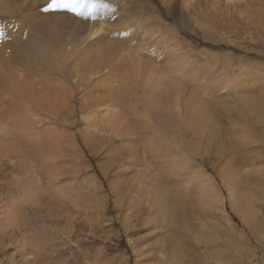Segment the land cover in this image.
<instances>
[{
    "label": "rangeland",
    "instance_id": "rangeland-1",
    "mask_svg": "<svg viewBox=\"0 0 264 264\" xmlns=\"http://www.w3.org/2000/svg\"><path fill=\"white\" fill-rule=\"evenodd\" d=\"M117 1V12L141 22L128 42L132 54L153 47L167 67L181 59L180 70L165 75L176 81L182 110L168 120L167 132L191 142L181 158L210 177L221 205L197 200V185L186 183L191 168L177 176L160 168L167 159L146 149L151 130H141L138 120L131 117L129 142L113 137L98 112L103 107L90 101L121 92L119 75L104 71L79 85L69 70L72 54L62 65L65 78L55 74L46 101L31 103L34 112L19 121L21 128L7 122L10 141L0 154V264H264V20L257 13L264 14V5ZM34 2L41 8L46 0ZM190 98L218 110L212 127L218 135L209 138L207 127L185 135ZM256 98L263 105L254 111L248 103ZM228 175L237 182L233 202L223 183ZM158 180L174 198L170 221L165 201L149 194ZM245 205L250 221L239 214ZM12 212L18 213L15 222Z\"/></svg>",
    "mask_w": 264,
    "mask_h": 264
},
{
    "label": "bare ground",
    "instance_id": "bare-ground-1",
    "mask_svg": "<svg viewBox=\"0 0 264 264\" xmlns=\"http://www.w3.org/2000/svg\"><path fill=\"white\" fill-rule=\"evenodd\" d=\"M217 1L219 0H213L212 3ZM224 1L229 3L235 0ZM103 2L107 7L98 8L93 15L86 16L69 10H57L45 14L42 12V7L33 8L36 4L34 0H0V29L4 32L3 37L0 38V154L6 151L10 141L7 135L9 132L5 130L8 120L10 122L13 120L14 126L18 127L19 121L25 120L24 117L34 112L30 106L32 102L42 104L46 101L47 90L52 85L55 74L64 75L57 78L59 81L65 78L66 73L62 65L67 58L71 57L70 55L74 54L69 70L79 85L88 86L92 76L105 72L111 77H114V72L119 75L116 80L121 92L119 90L116 95L107 93L105 102H103L104 99L100 100L103 97L99 99L98 96L99 101L92 99L90 101L91 105L96 103V106L103 107L98 112L106 121L113 137L129 142V136L134 130L131 127L132 118H134L133 123L138 120L141 130L149 128L151 130H149L151 136L148 135L145 141L146 149L156 152L155 156L160 155L158 157L162 156L165 160L167 159V167H163L165 162L161 160L158 164L160 168L175 176L182 169L191 168L190 175L187 173L190 177L186 183L189 184L192 181L195 186L197 185L199 193L197 200L209 207L212 204L220 207L219 192L210 177L208 178L201 170L195 169L190 162L188 163L189 158L188 161L181 158L186 149H192L191 142L183 136L181 138L184 140L181 142L178 131V133L167 132L168 120L170 121L175 116L180 118L181 109L177 103L176 81H171L168 75H165L167 71H179L181 59L178 58V62L167 67L162 56L153 47L141 55L132 54L128 42L133 39L136 30L141 29V22L139 19L125 16L124 10L117 12L119 8L116 6L119 3L117 0H103ZM259 2L264 5V0H259L258 4ZM257 13L264 20V14L260 11ZM104 30L107 33L103 37L95 42H89V39ZM167 59L170 60V58ZM45 87L44 92L42 88ZM137 87L140 92L137 91ZM67 88L68 86L64 91ZM85 94L87 93L82 94L83 102ZM188 103L191 105L189 104L186 110L185 125L182 123L181 128L185 135L201 134L206 127L209 128V138L218 135L219 130L212 129L218 119V110L216 112L215 107H210L205 101H196V99L193 101L190 98ZM248 105L256 111L260 110L263 104L260 98H256L254 101H249ZM33 134L31 136L29 133L31 138L37 136L36 133ZM92 134L94 135V132ZM93 135L86 134L84 137L89 139ZM235 181L229 175L223 180L231 200L235 197L232 192L234 185H237ZM155 183L152 190L149 189V194L152 197H160L162 203L165 201L166 214L170 221L174 216V198L167 191V184L161 183L160 180ZM245 202L248 206L250 205L247 203V198ZM247 205L244 209L242 207L239 214L243 220L250 221L253 215L248 212ZM235 207L240 210L237 201ZM16 213H11L14 222L17 219L18 213ZM11 216L8 217L11 218ZM214 264L220 263L214 261Z\"/></svg>",
    "mask_w": 264,
    "mask_h": 264
},
{
    "label": "snow or ice",
    "instance_id": "snow-or-ice-1",
    "mask_svg": "<svg viewBox=\"0 0 264 264\" xmlns=\"http://www.w3.org/2000/svg\"><path fill=\"white\" fill-rule=\"evenodd\" d=\"M103 0H46L42 6V12L47 14L57 10H69L81 15H93L98 8H105ZM4 35L3 29H0V38Z\"/></svg>",
    "mask_w": 264,
    "mask_h": 264
}]
</instances>
